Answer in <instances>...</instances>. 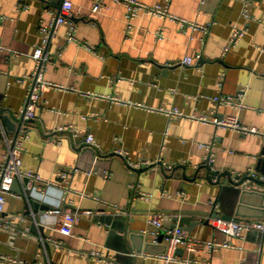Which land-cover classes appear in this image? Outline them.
I'll list each match as a JSON object with an SVG mask.
<instances>
[{"label":"crops","instance_id":"crops-1","mask_svg":"<svg viewBox=\"0 0 264 264\" xmlns=\"http://www.w3.org/2000/svg\"><path fill=\"white\" fill-rule=\"evenodd\" d=\"M62 1L0 0V165L6 142L26 130L21 169L53 183L25 190V181L16 180L0 217L26 219L0 228V254L22 264H189L151 257L165 252L164 231L180 226L191 240L231 247L189 253L179 245V259L264 264V234L228 238L200 220L222 216L228 205L205 179L207 151L200 145L210 147L214 171L232 178L255 173L264 181V0H135L177 20L141 11L129 22L115 0H98L97 13L94 0H69L67 22L43 42L40 28L53 22ZM234 27L245 33L231 45ZM42 45L50 56L44 79L61 88L42 92L36 118L19 127L12 115L21 118L36 66L31 56ZM184 58L192 63L182 64ZM227 97L231 103L223 101ZM174 109L182 116L169 114ZM212 115H235L261 135L195 120ZM90 134L91 147L85 142ZM250 183L264 193L263 185ZM247 200V212L255 214L260 197ZM58 203L77 213L71 235L43 216ZM155 215H163L157 236L149 223ZM118 216L126 218L139 253L120 251L117 229L124 221L114 222ZM180 217L187 223L178 225ZM146 243L151 246L144 251Z\"/></svg>","mask_w":264,"mask_h":264},{"label":"built area","instance_id":"built-area-1","mask_svg":"<svg viewBox=\"0 0 264 264\" xmlns=\"http://www.w3.org/2000/svg\"><path fill=\"white\" fill-rule=\"evenodd\" d=\"M117 3L124 6L127 11L126 19L128 22L134 19L139 12H144L153 16H168L169 14L167 10L160 8L159 6L149 7L144 5L141 2H137L135 0H115ZM72 9V2L69 0H63L58 15L54 18L53 22L49 26L41 27V34L43 35V42H47L49 39L54 38V36L59 31V27L67 22V18L71 14ZM102 9V5L99 3L98 0H94L91 10L95 13L100 12ZM171 19H176L175 17H169ZM182 25H190L187 24L185 21L181 20ZM193 28H200L198 25L191 24ZM129 28V26H128ZM75 31L74 26L71 27L70 35H68L67 42L71 43L74 41L73 32ZM245 33V29H238L236 27L233 28L232 34L230 36V44L233 45L243 36ZM0 49H2L0 45ZM36 63L35 69L30 76V79L33 81L31 88L29 89L26 102L24 107L21 111L24 121H33L36 118L35 109L39 101V97L46 89L51 88H61L57 84H53L48 82L44 79V72L45 66L50 61V56L45 51V46H40L36 49L34 54L31 56ZM192 63V59L184 58L182 64L190 65ZM90 94V93H89ZM89 94H86L89 96ZM110 100L113 102H120L115 97H110ZM214 100L219 102L221 98L215 97ZM226 104L231 103L230 97L224 98L223 100ZM169 114L172 115H180L182 114L177 111H169ZM196 121L204 124V125H212L215 128L223 129V130H232L236 131L240 135H261V133L257 130V128L252 126H243L239 123L238 118L235 115H228L219 117L216 115H212L210 117L207 116H200L195 118ZM29 133L26 130H23L20 134L14 137L11 141H7V153L5 155L4 162L0 165V214L4 212L5 208V199L8 194H11L12 191V182L14 180H18L19 182L25 181L26 186L24 187L25 190H36V185L41 183H45L48 186L51 184L48 181L43 180L37 174H35L31 170H23L21 169L22 163V154L24 149V142L28 139ZM85 142L87 145L95 146V140L93 136L90 134L87 136ZM200 147L204 148L207 153L205 156V162L207 165L212 166L213 158L212 154L210 153V147L206 145H200ZM118 154L124 156L126 155L123 152H117ZM250 178L257 179L255 173L249 174ZM251 181H249L250 183ZM249 188H253L250 185ZM33 190V191H35ZM142 199H150L149 195L140 196ZM88 213V212H87ZM45 218L53 219L57 221V230L65 235H71V228L75 225L78 220L77 213L72 212L69 208H63L62 205L58 203L57 206L51 208L50 210L43 213ZM16 219L18 221H25V217H9V218H1L0 217V228L2 229H13L16 225ZM201 222L204 220L206 223L210 225L212 229L217 232H220L225 237L231 238H242L244 234L248 233L249 231H259L264 234V220H235L231 219L230 221L223 220L219 217H211V216H204L200 219ZM162 221L163 215H155L153 216L149 223L154 228L153 235H159V230L162 228ZM164 241H165V252L162 255L151 256L152 258L158 259L165 263H189V264H197L195 261L191 260H183L182 258L177 257V251L179 245H184L185 249L189 253L197 252L198 249L204 248L208 249L209 251H214L220 247L223 248H230L231 245L228 241H218L213 239L212 241H202V240H191L186 232L179 226L164 231ZM133 257L136 254L131 253ZM0 264H22L20 261L0 254Z\"/></svg>","mask_w":264,"mask_h":264},{"label":"water","instance_id":"water-1","mask_svg":"<svg viewBox=\"0 0 264 264\" xmlns=\"http://www.w3.org/2000/svg\"><path fill=\"white\" fill-rule=\"evenodd\" d=\"M13 119L18 123V126L20 127L21 124L24 122L23 115L21 113V118L18 119L12 115ZM3 120H5L6 124L12 127V122L7 116L3 117ZM19 132H16V136ZM206 169L208 170V173L205 177L207 181L210 184H213L215 186H218L219 189V196L223 199L228 200L227 208L225 209L224 203L222 206L223 215L219 216L216 215L214 217H219L223 220L230 221L231 219L239 220V219H256V220H264V193H260L257 189L249 188L250 185L249 181L257 182L260 185L264 186V181H261L259 179H253L246 175V177H235L232 178L230 176V173L228 172H218L214 171L212 169V166H209L206 164ZM212 169V170H211ZM139 172V171H138ZM16 180L12 182V187L15 185ZM251 196H259L260 202L255 206L254 213L251 214L250 212H247L249 209H252L250 207V203L248 202V197ZM220 199V198H219ZM221 202V200H219ZM249 204V205H248ZM126 218L124 217H116L114 222H120L124 221V226H121L117 229L116 224L114 225L112 223V229H117L120 238V247L121 252H126L128 250H137L139 253L141 250H139V247H134V238L135 235L128 233V229L126 227ZM178 225H181L182 223H187L186 218L180 217L178 219ZM113 233V231H112ZM116 233V232H114ZM261 238V237H260ZM151 246L149 243L145 244V247L143 250H147V248ZM142 249V247H141ZM166 250V249H165Z\"/></svg>","mask_w":264,"mask_h":264}]
</instances>
